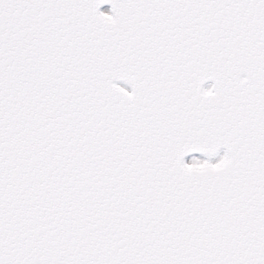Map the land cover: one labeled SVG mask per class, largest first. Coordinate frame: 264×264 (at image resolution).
<instances>
[{"label":"snow or ice","instance_id":"snow-or-ice-1","mask_svg":"<svg viewBox=\"0 0 264 264\" xmlns=\"http://www.w3.org/2000/svg\"><path fill=\"white\" fill-rule=\"evenodd\" d=\"M0 264H264V0H0Z\"/></svg>","mask_w":264,"mask_h":264}]
</instances>
